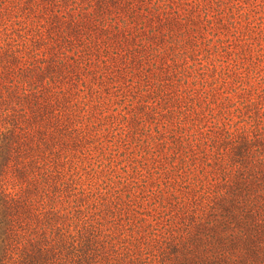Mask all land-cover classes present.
Listing matches in <instances>:
<instances>
[{"label": "trees", "instance_id": "obj_1", "mask_svg": "<svg viewBox=\"0 0 264 264\" xmlns=\"http://www.w3.org/2000/svg\"><path fill=\"white\" fill-rule=\"evenodd\" d=\"M0 264H264V0H0Z\"/></svg>", "mask_w": 264, "mask_h": 264}]
</instances>
